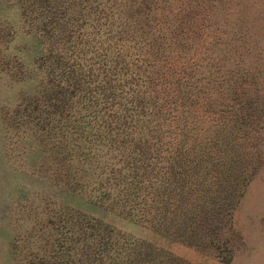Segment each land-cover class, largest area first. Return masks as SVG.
<instances>
[{
	"label": "trees",
	"instance_id": "16d2710c",
	"mask_svg": "<svg viewBox=\"0 0 264 264\" xmlns=\"http://www.w3.org/2000/svg\"><path fill=\"white\" fill-rule=\"evenodd\" d=\"M14 2L39 76L3 118L8 135L36 154L32 169L63 199L197 250L224 246V201L247 170L235 121L219 120L227 106L201 56V38L217 40L202 30L208 17L200 11L211 2ZM17 64L14 81L30 74ZM56 206L57 220L37 222L46 252L24 264H191L77 206Z\"/></svg>",
	"mask_w": 264,
	"mask_h": 264
},
{
	"label": "rangeland",
	"instance_id": "374dc122",
	"mask_svg": "<svg viewBox=\"0 0 264 264\" xmlns=\"http://www.w3.org/2000/svg\"><path fill=\"white\" fill-rule=\"evenodd\" d=\"M208 1L211 5L200 11L208 17L202 30L212 32L217 40L211 43L202 37L207 50L202 49L201 56L218 98L227 106L219 120L235 121L233 133L242 143V166L247 170L245 184L224 201L223 210H229L231 220L229 229L223 228L225 245L197 250L160 237L127 217L77 199H63L45 174L32 169L36 154L8 135L3 115L9 114L21 93L35 89L39 72L27 51L30 38L24 34L17 4L0 0V264H24L29 254L40 253V248L46 252L47 245L39 243L37 222L57 220L60 202L77 206L132 238L166 248L187 263L264 264V0ZM18 62L30 74L14 81L11 66Z\"/></svg>",
	"mask_w": 264,
	"mask_h": 264
}]
</instances>
